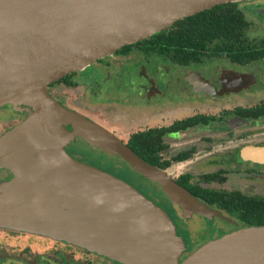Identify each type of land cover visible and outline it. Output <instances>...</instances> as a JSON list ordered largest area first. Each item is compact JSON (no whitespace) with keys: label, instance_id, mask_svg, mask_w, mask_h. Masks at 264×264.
Segmentation results:
<instances>
[{"label":"water","instance_id":"obj_1","mask_svg":"<svg viewBox=\"0 0 264 264\" xmlns=\"http://www.w3.org/2000/svg\"><path fill=\"white\" fill-rule=\"evenodd\" d=\"M250 0H0V107L25 105L24 122L0 136V229L86 249L120 264H264V226L234 231L185 258L168 215L130 184L65 150L69 137L123 160L176 199L229 222L113 133L59 104L51 84L175 23ZM66 126H71L68 130ZM242 161L264 164V147ZM175 198V199H174Z\"/></svg>","mask_w":264,"mask_h":264},{"label":"flooded vegetation","instance_id":"obj_2","mask_svg":"<svg viewBox=\"0 0 264 264\" xmlns=\"http://www.w3.org/2000/svg\"><path fill=\"white\" fill-rule=\"evenodd\" d=\"M244 2L236 4L238 5V9L244 14L245 20L251 23V33H248V37L259 42L264 41V33L261 36H253L258 30L254 24L255 22L248 20L249 16L254 18L256 17L255 15H257L258 21L260 20L264 25V7L262 9L258 6H256L257 8H254V6L246 7L243 5ZM258 8L261 9L259 10L260 12L257 11ZM142 41L123 47L113 56L103 58L91 64H100L105 59H108L107 61L110 64H115L119 61L118 67L116 68V71H114L115 77H111L113 80H110L109 78L111 73L101 65L92 69L93 71L91 70V72L90 70L88 71L91 67L90 65L84 70L85 72L83 76L88 84L89 82L96 84L98 89L95 92V97L98 96L97 99L103 98L105 94H109L110 91H115L116 93L120 91L121 93L128 92L131 94L129 98H132L134 103L137 104V108L113 106V109V107H109L105 103H96L93 107H73L71 105L72 102L69 93L71 96H75V92L79 91V83L77 81L78 72L67 75L63 79L51 84L48 88L49 94L65 108L82 114L87 119L113 133L126 146L129 139L136 134H149L153 137L154 133L156 137H160L161 145L163 146V148L158 151V156L161 159L160 162L162 164L166 162L169 163V165H166L161 171L166 172L176 181L177 184L181 177L191 175L190 183H197L202 188H214L227 192H239L247 198L264 200V196L249 195L239 189L226 190L219 188V186L224 185L227 182V175L229 174L243 172L250 175L253 172L255 173L257 169L264 168V164H258L253 161H242L240 157V153L244 148L264 147V140L251 142L249 138L246 139V137L234 138L236 141H243V139H246V142H241V146H235L234 148L229 147L227 152H230V155L221 158L220 160L211 159V157L214 158L216 155H211L204 160L207 166L212 165L214 167H219L215 172H207L197 175L189 170H181L185 164L189 165L198 153L212 148V143L217 141L218 138L216 135L219 133L226 131L228 134L227 139H231L233 138V133L235 131L264 127V98L253 103L251 100V98H254L253 96L250 98L251 102L249 101V97H245V104H237L232 108H223L216 114L211 112L208 113L207 111L198 112L199 109L196 110L191 105H184L186 99H189V97L207 95L209 98H214V96L216 97L219 94L221 86H224V88L228 90L235 89L242 81L239 78L230 79L229 77L231 74H227L226 78L222 77L217 79L215 71H209L206 73L209 75L208 77L204 76L205 72L200 73L197 71H191L185 74L183 71L190 69V67L201 66L204 62L212 63L215 61H226L231 67H233V69H246L251 65L263 63L264 55L261 58L252 61L243 59V61L240 62L237 60L234 61L232 58H229L224 54L219 56H204L199 62H192L184 65L171 60L167 55L164 56L157 53L151 54V52L144 51L141 49L140 43H142ZM259 49L264 51V46H260ZM157 62L161 65L155 67L154 64H157ZM164 75L167 79H164ZM138 77L144 78L145 81L141 79L143 82H138ZM163 80L165 81L163 82ZM157 100L161 101V103L154 104ZM7 108L14 112V116L9 117L10 119L8 118L4 129L15 127L21 121L20 119L27 118L29 114L27 110L28 108L22 104L17 106L11 104L4 105L0 107V110H5ZM109 112H117L119 118H125L128 119V121L124 123V126H119L116 120L114 121L110 119L112 117H110ZM198 118H204L207 120L202 122V120ZM195 119H198L197 122ZM186 121L190 122L185 124ZM66 128L72 130L71 126H66ZM4 129L0 130V136L7 131ZM196 132L202 134L199 142L204 141L208 143L203 149L197 147L196 143H198V141H193L189 142L184 148L173 150L175 139H187ZM212 135H214V137H212ZM74 142L75 141L72 140L70 144L67 143V153L83 163L92 165L89 161L87 163V160L83 158L81 154H78L75 150L73 151V149H71L70 145ZM151 149L152 148H150V150ZM99 151L103 154H107L106 152H103L102 149H99ZM208 153H210V151ZM185 155L186 158L179 159ZM204 157L205 156L200 159L203 160L205 159ZM173 174H176V177H174ZM214 174L219 175L217 181L210 184L203 183V176ZM14 180L15 177L11 169L0 168V182H11ZM197 200L206 204L199 199ZM206 205L211 209L222 213L229 221L227 222L219 218H209L194 211L197 214V216L195 215L194 217L203 219L206 222H216V227L213 229V235L211 234V228H206L201 234V238H207L206 241H215L241 229L259 227L244 226L241 221L226 214L223 210L213 208L208 204ZM171 218L178 228L181 226L186 229L187 226L182 220L173 217ZM219 223L227 225L230 229L226 230V228L219 226ZM2 230L8 231L12 236H18L17 234H29L7 229ZM40 237L47 239L51 242V245L42 250L35 248L32 250L30 246L22 248L18 245L0 247V264H120L86 249L65 242L55 241L47 237ZM190 251H195V249H191Z\"/></svg>","mask_w":264,"mask_h":264},{"label":"rangeland","instance_id":"obj_3","mask_svg":"<svg viewBox=\"0 0 264 264\" xmlns=\"http://www.w3.org/2000/svg\"><path fill=\"white\" fill-rule=\"evenodd\" d=\"M244 6L250 7L254 6V8H263L264 7V0H250L243 3ZM261 10V9H259ZM254 11V10H253ZM252 11V12H253ZM260 12V11H259ZM247 13V12H246ZM250 13V12H248ZM251 14V13H250ZM256 17H250L248 18L249 21H254L256 31L253 36H261L264 33V25L260 20L258 21L257 15ZM108 59H105L102 61V63L93 64L88 69V71L94 69L97 66H104L105 69H107L111 75L109 76L110 80H113L111 77L114 76V71H116V68L118 67V63H109L107 61ZM161 65V64H160ZM159 62L157 64H154L155 67L160 66ZM172 69V68H171ZM93 71V70H92ZM191 71H197V72H205L206 77L209 75L206 74L209 71H215L217 79L219 78H226L227 74L230 75L231 78H239L241 79V84L238 85L235 89H226L224 86H221V90L219 94L214 98H209L207 95H199L196 97H187L184 105H191L196 110L199 109L198 112L207 111L208 113L216 114L223 108H232L236 106L237 104H245V99L249 97V101L254 103L255 101L261 100L264 98V62L263 63H257L254 65H251L247 67L246 69H233L226 61H220V62H204L201 66L197 67H190V69H186L183 71V73H189ZM85 71L78 72L77 75V81L79 83V91L75 92V96H71L69 93V97L71 98V105L73 107H93L96 103H105L109 107L118 106V107H126V108H137V104L134 103L132 98H129L131 96L128 92H118L110 91L109 94H105V96L101 99H97L95 97V92L98 89L96 87L95 83L86 82L84 76ZM117 74V73H116ZM141 79L144 80V78L138 77V82H143ZM164 79H167L164 75ZM145 81V80H144ZM165 80H163L164 82ZM88 84V85H87ZM187 96V94H186ZM253 96L254 98H251ZM68 97V98H69ZM246 97V98H245ZM251 98V100H250ZM242 99V100H239ZM97 100V101H96ZM248 100V99H247ZM96 101V102H95ZM161 101H155L154 104H160ZM135 105V106H134ZM114 109V107H113ZM109 115L111 120H116L118 122V125H123L124 123L128 121V119L125 118H119V115L117 112H109ZM14 112H12L11 109H5L0 110V130H3L4 127L7 124V120L9 117H13ZM6 118V120H5ZM10 119V118H9ZM21 121L17 124H21L26 120V118L20 119ZM116 122V123H117ZM16 125V126H17ZM14 127L10 129H4L9 130L13 129ZM5 132V133H6ZM3 135V134H2ZM200 133L196 132L191 135L190 138L187 139H175L173 143V150H177L180 148H184L189 142H197V147L199 149H203L205 145H207V142L200 141L201 138ZM227 132H222L216 135L218 138L217 141L212 143L213 147L210 149H207V151H202L198 153L195 157V159L189 164H185V166L181 169L183 170H189L194 172L195 174H204L207 172H215L218 170L219 167H214L212 165L207 166L206 162L204 160L209 158L211 155H216L214 158L211 157V159L220 160L221 158H224L228 155H230V152H227L229 147L234 148L235 146H241L242 143L246 142V139L249 138L251 142L264 140V127H257L253 129H247V130H239L235 131L233 133V138L227 139ZM214 137V135H212ZM215 137V139H216ZM237 137H246V139H243V141H236ZM74 140L75 142L71 144V149L73 151L75 150L78 154H81L83 158H85L92 164L91 166H97V165H104V168L97 167L106 174L112 175L115 178H117L120 181L126 182L133 186L135 189L140 191L145 197L150 199L152 202H154L158 207H160L170 218L171 222L173 223V220L171 217L182 220L186 224V229L183 227H177L175 223H173L177 236L181 240V242L184 244L186 248L185 254L189 253L191 249L198 250L204 245L210 243V241H206L207 238H201L202 233L206 230V228H211V234H214V230L216 227L215 221H204L203 219H200L198 217H194L197 214L194 212L193 209L190 208V206L187 203H184L182 201H179L176 199V202H173L171 198L165 194L160 187L156 184L151 182V180L141 176L140 174L136 173L135 170L131 169L123 160H121L117 156H113L112 154H103L99 151L100 148L95 147L89 143H87L84 139H82L80 136H71L67 139L65 144V150L67 143L70 144ZM242 142V143H241ZM177 146V147H176ZM176 148V149H175ZM227 148V149H226ZM210 151V153H208ZM105 152V151H103ZM205 156V159H200L201 157ZM125 171H124V170ZM174 177H176V174H173ZM219 188L226 189V190H234L239 189L242 190V192L249 194V195H255V196H264V168H259L255 173H251L250 175L245 174L243 172L241 173H232L227 175V182L224 185L219 186ZM175 199V198H174ZM182 208V209H181ZM171 215V216H170ZM219 226H222L223 228H226V230H229L230 227L227 225H223L219 223ZM6 230L0 229V247H6L9 245L19 247H25L30 246L33 250V248L42 250L48 246L51 245V242H49L47 239L41 238L40 236L35 235H21L17 234L18 236H12L10 235ZM40 237V238H39ZM194 252V251H193Z\"/></svg>","mask_w":264,"mask_h":264},{"label":"trees","instance_id":"obj_4","mask_svg":"<svg viewBox=\"0 0 264 264\" xmlns=\"http://www.w3.org/2000/svg\"><path fill=\"white\" fill-rule=\"evenodd\" d=\"M236 3L220 5L185 18L173 26L142 41L141 49L146 52L167 55L179 64L199 62L204 56L226 55L232 60L252 61L261 58L264 41L250 39L251 23ZM128 49V48H127ZM205 122L207 119L198 118ZM198 119H195L197 122ZM192 121V120H191ZM190 121H186L187 124ZM127 146L148 164L163 170L168 162L162 164L158 151L163 148L160 137L149 134L133 135ZM150 148H152L150 150ZM186 158V155L179 159ZM104 168V165H97ZM124 170V169H123ZM125 171V170H124ZM219 175L202 177L203 183L217 181ZM191 175H185L178 184L188 190L195 198L213 208L223 210L226 214L241 221L244 226L264 225V200L247 198L239 192H227L214 188H202L197 183H190ZM193 251L185 254L183 258Z\"/></svg>","mask_w":264,"mask_h":264}]
</instances>
